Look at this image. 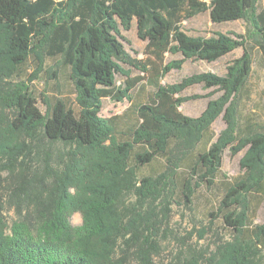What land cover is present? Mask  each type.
Returning <instances> with one entry per match:
<instances>
[{
	"label": "trees",
	"instance_id": "16d2710c",
	"mask_svg": "<svg viewBox=\"0 0 264 264\" xmlns=\"http://www.w3.org/2000/svg\"><path fill=\"white\" fill-rule=\"evenodd\" d=\"M258 5L0 0V264H264V222H254L264 202V123L241 112L253 69L249 47L264 56ZM207 10L214 23L243 20L247 32L203 36L183 29L185 20ZM134 21L146 41L144 59L124 43L122 31ZM237 48L243 53L224 75L160 82L188 59L213 62ZM177 53L180 59L166 60ZM56 57L68 66L73 101L41 96L31 84L45 59ZM28 62L36 71L24 76ZM132 68L148 74L118 84ZM146 77L156 85L135 103V123L101 115L104 98L133 99L131 90ZM195 84L221 94L199 116H189L180 106L194 97L181 94ZM222 114L226 127L214 141L212 125ZM227 149L245 150L243 173L226 186L218 207L230 238L214 250L184 243L158 262L175 196L192 202L203 180L212 183ZM71 186L81 193L72 195ZM77 209L80 226L70 221Z\"/></svg>",
	"mask_w": 264,
	"mask_h": 264
},
{
	"label": "rangeland",
	"instance_id": "374dc122",
	"mask_svg": "<svg viewBox=\"0 0 264 264\" xmlns=\"http://www.w3.org/2000/svg\"><path fill=\"white\" fill-rule=\"evenodd\" d=\"M205 1L210 2L211 0ZM258 7L259 10H264V0H259ZM182 27L189 34L203 36H211L217 32L241 34L247 32V25L243 20L214 23L211 20L209 10L185 20ZM122 33L124 35V43L131 54L136 58H146V41L139 38L136 22H133L130 30H123ZM249 50L253 56V69L247 82L248 92L242 96L241 112L245 115L254 114L260 122L264 123V56L254 47H249ZM242 53L243 48H237L213 62L188 59L180 69H172L160 82L163 84L176 83L187 76L201 72L224 75L228 64ZM181 57L180 53L167 54L166 60L180 59ZM35 71L36 65L33 62H28L23 66L24 76ZM54 71L57 72L56 75H54ZM147 74L148 72L146 71L132 68L128 77L120 75L117 82L118 84H124L127 79L131 80L135 76H147ZM31 84L41 96L49 94L67 98L69 102L74 100V86L69 78L68 66L62 64L59 57L45 59L38 78ZM155 85L156 82L146 77L131 90L133 99L125 98L121 101H116L111 98H104L101 115L109 117L119 114L122 116L123 122L126 121L128 124L135 123L138 119L135 103L146 98V92L152 91ZM213 90L212 88L206 89L203 84H195L188 87L181 95L194 98L184 101L180 106V110L189 116H199L206 108L208 101L217 98L221 94V92ZM210 93L212 95H208ZM40 106L45 110L42 103H40ZM225 127L226 123L222 114L212 125V131L215 133L214 141ZM244 153L245 150L232 154L231 150L227 149L223 154L222 166L216 176L209 177L212 183L203 180L202 184L197 187L192 197V202H188L181 193L175 196V202L171 205L172 209L167 219L169 232L166 237L162 238L161 255L156 256L158 262L162 260L168 261L175 252L184 246V243L192 244L198 248L214 250L217 244L230 238V230L224 225L222 218L219 216L218 207L225 194L226 186L243 173L240 160ZM176 162L178 160L175 158L174 163ZM148 170L149 167L144 166L143 171L147 172ZM80 193L81 190L79 188L71 186L72 195H79ZM257 207L254 222L263 223L264 202L260 205L258 204ZM6 216L11 220L13 212H7ZM83 220V213L78 209L70 216V221L74 226L82 225Z\"/></svg>",
	"mask_w": 264,
	"mask_h": 264
}]
</instances>
